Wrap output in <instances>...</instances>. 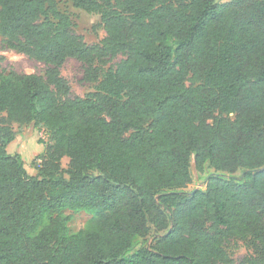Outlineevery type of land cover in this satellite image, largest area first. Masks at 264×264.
<instances>
[{"label":"trees","instance_id":"16d2710c","mask_svg":"<svg viewBox=\"0 0 264 264\" xmlns=\"http://www.w3.org/2000/svg\"><path fill=\"white\" fill-rule=\"evenodd\" d=\"M72 4L100 16L99 43L56 0H0L5 45L46 65L0 73V264H231L225 241L248 237L264 257V0ZM68 58L98 82L82 97ZM11 123L49 133L30 163ZM65 209L95 228L69 234Z\"/></svg>","mask_w":264,"mask_h":264},{"label":"rangeland","instance_id":"374dc122","mask_svg":"<svg viewBox=\"0 0 264 264\" xmlns=\"http://www.w3.org/2000/svg\"><path fill=\"white\" fill-rule=\"evenodd\" d=\"M56 2L59 10L70 16L73 30L78 34H81L86 43H99L104 38L105 32L100 25L99 15L90 14L74 7L72 0H56ZM121 58V55L116 56L110 61V64H115ZM107 66L108 64L106 67ZM45 68L46 65L44 62L7 47L4 43L3 37L0 35V73L13 69L19 73H35L43 75ZM60 74L68 81L71 87V93L75 96H84L87 92L93 91L98 84V82H86L82 79L83 64L75 58H68L63 63L60 68ZM10 127L15 132L14 139L18 142L13 144L12 140L10 152L19 151L28 163L37 158V156L44 151L45 145L51 141L49 133L45 128L37 129V137L43 141V143H39L38 140L31 135L33 131H30V128H27V131L24 130L26 127L25 125L11 123ZM22 130H24V133ZM21 132L23 133V137ZM37 161L39 162V160ZM61 166L64 169L67 168V157L62 158ZM212 171L213 169L205 167L202 171L195 173L193 169L194 176L192 181L182 189L190 191L196 188H203L206 176ZM239 173V171L236 172L234 176H238ZM61 213L62 215L71 216L70 221L67 223L69 234L75 233L79 230L89 231L96 226L97 214L94 210L65 209ZM48 218L49 216L45 215L42 225L47 224ZM156 234L159 233L151 230L147 236L140 238L137 241L135 247L152 245ZM224 247L234 260L231 264H238L241 260L245 259L251 261L248 262L249 264L252 262L253 264H260L264 261V257L261 256L257 243L251 237L246 239L231 238L225 241Z\"/></svg>","mask_w":264,"mask_h":264},{"label":"crops","instance_id":"0c3cea01","mask_svg":"<svg viewBox=\"0 0 264 264\" xmlns=\"http://www.w3.org/2000/svg\"><path fill=\"white\" fill-rule=\"evenodd\" d=\"M11 143H12V141L9 142V143L7 144V146H6V150H7L8 152H10V149H11ZM14 143H18L16 139H13V144H14ZM15 152H16V151H15ZM10 153H14V152H10Z\"/></svg>","mask_w":264,"mask_h":264}]
</instances>
